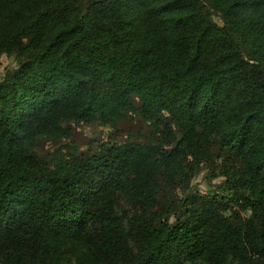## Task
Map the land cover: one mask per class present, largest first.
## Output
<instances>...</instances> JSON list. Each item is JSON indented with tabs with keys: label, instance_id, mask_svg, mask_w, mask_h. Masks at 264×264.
Wrapping results in <instances>:
<instances>
[{
	"label": "trees",
	"instance_id": "16d2710c",
	"mask_svg": "<svg viewBox=\"0 0 264 264\" xmlns=\"http://www.w3.org/2000/svg\"><path fill=\"white\" fill-rule=\"evenodd\" d=\"M4 55L0 264H264V0H0ZM130 116L154 139L38 152ZM214 159L248 215L180 196Z\"/></svg>",
	"mask_w": 264,
	"mask_h": 264
},
{
	"label": "rangeland",
	"instance_id": "374dc122",
	"mask_svg": "<svg viewBox=\"0 0 264 264\" xmlns=\"http://www.w3.org/2000/svg\"><path fill=\"white\" fill-rule=\"evenodd\" d=\"M214 21L220 25L223 24L217 16L214 17ZM16 66L17 60L15 57L2 56L0 59V80L9 69ZM71 128L70 138L61 141H41L38 146L39 154L49 157L58 150L65 152L70 147H77L80 150L86 151L90 148L97 149L100 144L107 142L123 144L128 140H134L148 143L153 138L150 128L137 116H130L117 129L105 127L99 123L91 125L83 123L73 124ZM226 164L228 162L223 159H214L213 163H202L187 185V188L182 187V191L179 190L180 196L184 197L187 194H195L206 198H223L224 207L228 209V214L240 213L243 216L248 215L242 211L243 200L240 198L241 194L232 190L231 186L227 183L229 179L226 172L229 171L227 168L230 165L227 167ZM166 195L172 196L171 191L166 192Z\"/></svg>",
	"mask_w": 264,
	"mask_h": 264
}]
</instances>
